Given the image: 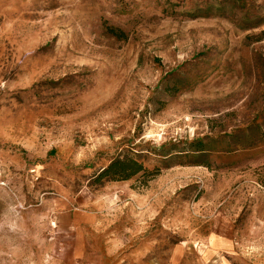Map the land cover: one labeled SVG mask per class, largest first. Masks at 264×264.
<instances>
[{"label": "rangeland", "instance_id": "1", "mask_svg": "<svg viewBox=\"0 0 264 264\" xmlns=\"http://www.w3.org/2000/svg\"><path fill=\"white\" fill-rule=\"evenodd\" d=\"M0 264H264V0H0Z\"/></svg>", "mask_w": 264, "mask_h": 264}, {"label": "trees", "instance_id": "2", "mask_svg": "<svg viewBox=\"0 0 264 264\" xmlns=\"http://www.w3.org/2000/svg\"><path fill=\"white\" fill-rule=\"evenodd\" d=\"M140 171H145L142 165L133 159L113 160L101 172L102 175H110L116 180L128 179Z\"/></svg>", "mask_w": 264, "mask_h": 264}, {"label": "bare ground", "instance_id": "3", "mask_svg": "<svg viewBox=\"0 0 264 264\" xmlns=\"http://www.w3.org/2000/svg\"><path fill=\"white\" fill-rule=\"evenodd\" d=\"M118 74L115 72V70L110 71V74L106 75L103 78L102 85L103 86H112L117 83L118 81Z\"/></svg>", "mask_w": 264, "mask_h": 264}]
</instances>
